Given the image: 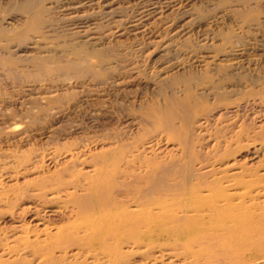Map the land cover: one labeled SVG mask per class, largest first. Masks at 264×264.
<instances>
[{
    "label": "rangeland",
    "instance_id": "rangeland-1",
    "mask_svg": "<svg viewBox=\"0 0 264 264\" xmlns=\"http://www.w3.org/2000/svg\"><path fill=\"white\" fill-rule=\"evenodd\" d=\"M21 1L0 0V178L4 176L0 179L2 186H5L6 191L12 189L10 185L13 182H10L11 176L8 172H12L18 161H24L23 165H26L32 163L26 160L31 161L34 156L45 159L42 176L38 177L31 172L27 176L19 177L18 185L26 192L21 204L42 209L45 217H48L51 211L62 208L64 194L57 192L65 190L63 186L75 178L70 171H64V158L68 157L70 150L78 152L86 146L89 148L84 149L92 151L94 155L104 149L106 151V144L114 143L109 137L113 136L112 133L123 130L134 132L129 138L112 145L111 148L118 152L117 156L124 153L126 147L159 143L154 147L158 161H168L170 156L178 157L179 145L176 139L180 136L179 133L175 134V139L166 138L162 134L158 136V141L157 134L160 132L154 129L153 125L141 124L142 117L146 116L145 104L155 99L159 106L162 105V100L157 97L159 83L165 77L175 75L176 71L182 75V78L177 80L180 86L190 85L195 96L185 98L183 92L177 95L182 107L173 106V110L180 113L175 127L182 131L181 119L185 118L182 115L186 114L187 110V113H191L189 117L193 118L192 112L198 108L204 112H195L193 124L198 120L199 124L203 123L205 115L209 114L207 116L211 123L203 128L204 134L211 136L214 133V118L216 120L219 115L225 113L221 104L211 106L209 101L213 99L210 95H199L215 86L198 85L197 81L205 75V71L199 69L204 62L209 64L207 70L211 82L218 83L225 74L232 76L229 81L222 83L228 89L224 104L229 105V114L225 116L232 118L235 107L239 106V121L236 126L244 120L246 126L254 128L252 134L263 131L261 139L254 144L242 142L241 146L236 148L234 145L232 157L228 162L235 164L236 168L258 167L260 174L264 173V80H259L264 76V0H45L41 2L47 8L43 18L50 21L44 30L50 36L46 41L33 33L24 32L25 15L15 11ZM124 20L133 21V24L123 25ZM18 31L24 34V37L27 36L26 39L31 45H28L27 49L10 45L11 51L23 60L13 62L12 59L3 57L1 48L5 42L11 41L14 33ZM62 34L66 37L62 38ZM228 35L232 36V43L225 45V49H232L239 56L237 62L242 63L243 69L231 71L223 68L228 66L227 64L220 66L221 59L213 45H223V38ZM72 38H76L75 41L87 42L91 50L106 54L98 58H88V55H85L96 72L95 76L65 81L56 72L50 71V68L60 66L54 64V61L53 64L45 66L26 62L37 53L46 56L47 51L56 53L60 61L77 59L70 52H66L67 47L63 43L64 40ZM84 66L85 63H81L77 67L82 69ZM47 70L51 78L41 76V73ZM66 71L69 73L72 69L67 67ZM53 99L59 102L50 104L52 109L48 116L40 114V110L48 107V102ZM71 105L75 107L69 108ZM248 116L249 119L246 118ZM236 131L238 132L239 128L234 132ZM207 138L205 137V143L212 145L213 142H209ZM101 146L105 148L102 149ZM253 150L256 152L253 153ZM53 159L58 165L57 168L56 165L50 164ZM88 167H83L84 172L88 171ZM195 168H200V165L195 163ZM53 198L55 199L51 200ZM9 215V210L0 208V217L5 218L6 223L10 220ZM80 216V219L65 218L55 223L66 228L79 223L86 215ZM9 225L8 223L5 227L9 228ZM251 254L246 261L256 258L259 264H264V247L256 248ZM138 258L133 257V261L138 262Z\"/></svg>",
    "mask_w": 264,
    "mask_h": 264
},
{
    "label": "bare ground",
    "instance_id": "bare-ground-1",
    "mask_svg": "<svg viewBox=\"0 0 264 264\" xmlns=\"http://www.w3.org/2000/svg\"><path fill=\"white\" fill-rule=\"evenodd\" d=\"M42 1L45 0H22L15 11L25 15L24 32L46 41L50 36L44 30L50 21L43 18L47 8L41 4ZM132 22L125 21L123 25ZM24 36L19 31L14 33L12 40L1 48L3 57L13 62L23 61L10 47L13 44L19 49H27L31 43ZM231 37L224 36L223 45H213V49L221 59L220 66L227 64L223 68L231 71L243 69L242 63L237 62L239 56L232 49H225V45H231ZM75 40L72 38L63 43L67 47L66 52L77 59L60 61L56 53L47 51L46 56L37 53L26 62L45 66L54 61L60 66L50 68V71L65 81L95 76L96 72L85 55L98 58L106 54L91 50L87 42ZM232 61L235 62L232 64ZM81 63H85L82 69L77 67ZM206 64L199 66L205 75L197 81L198 85L215 86L202 89L204 91L199 95H210L213 99L209 101L211 106L221 104L225 113L216 120L214 118L211 136H206L203 128L211 123L209 114L205 115L203 123L199 124L198 120L193 124L195 112H204L198 108L192 112L193 118L189 117L187 110L182 115L185 117L181 119L182 131L175 127L180 113H176L173 106L182 107L177 95L183 92L185 98L195 96L190 85L180 86L178 83L177 80L182 78L179 71L159 83L157 97L162 100V105L159 106L155 99L145 104L146 116L142 117L141 124L153 125L160 132L158 141L162 134L166 138H174L179 133L176 139L178 157L170 156L168 161H158L154 151L159 144L156 141L155 145L126 147L124 153L117 156L118 152L111 148L112 145L129 138L134 133L132 130L112 133L113 136L109 137L115 144H106L108 149L96 155L84 149L88 146L78 152L70 150L68 157L64 158V171H70L75 178L63 186L65 190L57 192L64 194V206L51 211L48 217L44 216L42 209L21 204L26 192L18 185L19 177L31 172L42 176L45 159L34 156L31 161L26 160L32 162L26 165H23L24 161H16L12 172H8L10 182H13L9 183L12 189L6 191L0 181V208L10 212L9 222L0 217V264H259L256 258L246 260L256 248L264 247V173L260 174L258 167L236 168L228 160L232 157L234 145L236 148L242 142L254 144L261 139L263 131L252 134L254 128L246 126L244 120L236 126L239 106L235 107L232 118L225 116L229 114V105L224 104L228 89L222 83L232 76L225 74L218 83H213L207 70L209 64ZM67 67L72 72L68 73ZM41 76L51 78L49 70L42 72ZM260 79L264 80V76ZM58 102L57 99L50 100L40 114L47 117L52 109L50 104ZM72 106L75 107H68ZM236 128H239L238 132H234ZM205 137L213 144L205 143ZM195 163L200 168L196 169ZM50 164L58 166L55 159ZM84 166H89L88 171L84 172ZM121 166L124 168L120 169ZM80 215L86 216L66 228L55 223L65 218H79ZM8 223L9 228L5 227ZM133 257L140 259L133 261Z\"/></svg>",
    "mask_w": 264,
    "mask_h": 264
}]
</instances>
